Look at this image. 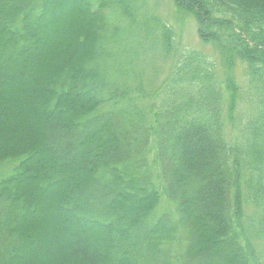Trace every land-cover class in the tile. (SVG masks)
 <instances>
[{"label": "trees", "instance_id": "obj_1", "mask_svg": "<svg viewBox=\"0 0 264 264\" xmlns=\"http://www.w3.org/2000/svg\"><path fill=\"white\" fill-rule=\"evenodd\" d=\"M174 3L214 53L146 89L137 39L173 37L146 0H0V264H261L264 0ZM46 24L74 29L43 54Z\"/></svg>", "mask_w": 264, "mask_h": 264}, {"label": "rangeland", "instance_id": "obj_2", "mask_svg": "<svg viewBox=\"0 0 264 264\" xmlns=\"http://www.w3.org/2000/svg\"><path fill=\"white\" fill-rule=\"evenodd\" d=\"M147 5L145 6V12L148 14H151L152 16L156 17L158 19V22L161 24L166 25L168 28L171 29L173 37H172V50L169 54H164L162 52V45L160 41V28H157L155 30V33L158 35V40L154 42L156 48L151 50H148V46L150 45L151 48L153 47V41L148 40L150 39L148 36V39H143L142 36H140V39H137V41L140 43V46L138 49L134 50L136 54L140 55L141 59H138L137 64H139V67L142 69L143 77L145 80V88L150 89L158 86L168 75L171 66L173 62L184 52V50L188 48H199L203 51L214 53L213 48L209 45L203 42L199 35H198V25L197 21L188 13H185L184 11L177 10L175 7L174 0H146ZM63 5L59 4L56 7V11L59 13V11L63 10ZM125 24V22H123ZM154 24V21L152 22ZM53 26L51 24H46L42 26V29L45 30L46 34H48V37H51L50 40H52V43H48L47 46L42 48L43 54L48 53L53 46L60 42L62 39H67L68 36H70V33H72L73 29L72 27L66 28L65 32H62L61 29L58 31L57 29H52ZM158 27V25H156ZM54 28V27H53ZM59 38V39H58ZM49 40V41H50ZM126 42V43H125ZM124 43L127 45V47H130L133 45L131 43V40L128 39L127 41H124ZM136 46V45H135ZM137 47V46H136ZM143 51H146L145 53ZM143 54V55H142ZM237 72V77L239 76V72ZM40 76L38 75H29V77L23 79V89H27V87H30V83H34L37 81V78ZM7 83L9 86H13L15 83L7 80ZM239 83L242 85L240 90V95L242 102H246L245 99V84L243 83V79L239 78ZM239 113V111H238ZM41 195V192H39ZM161 209L163 208L162 205L160 206ZM169 207H172L169 205ZM46 212L44 209L38 211V214L36 218H39L40 215H44ZM34 215V214H33ZM247 221V220H246ZM62 225V221L60 222ZM63 231L71 229L68 228V224H63ZM61 232V233H60ZM62 234V230H58V232L47 230L46 236H40L39 239H35L33 237L29 238V241L32 243L41 244V247L45 243H50L54 245L56 243V240L60 237ZM96 243L93 244L94 247H99V238L94 237ZM44 241V242H43ZM41 242V243H40ZM70 242L72 243L73 240L71 239ZM89 242H91L89 240ZM51 257L49 249L47 247H43L40 250H37V252L32 255L28 261L25 262V264H44L45 262L49 261ZM259 261L261 264H264V258L259 257Z\"/></svg>", "mask_w": 264, "mask_h": 264}]
</instances>
